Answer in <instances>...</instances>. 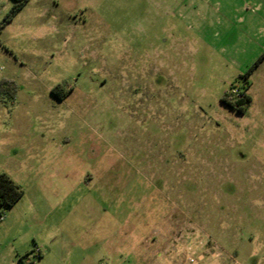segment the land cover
<instances>
[{
    "label": "rangeland",
    "instance_id": "1",
    "mask_svg": "<svg viewBox=\"0 0 264 264\" xmlns=\"http://www.w3.org/2000/svg\"><path fill=\"white\" fill-rule=\"evenodd\" d=\"M16 5L0 174L24 198L0 264H264V59L241 78L264 0H29L5 22Z\"/></svg>",
    "mask_w": 264,
    "mask_h": 264
},
{
    "label": "trees",
    "instance_id": "2",
    "mask_svg": "<svg viewBox=\"0 0 264 264\" xmlns=\"http://www.w3.org/2000/svg\"><path fill=\"white\" fill-rule=\"evenodd\" d=\"M18 5H16L12 12L7 16L5 22L11 21L16 14L24 7V5L29 0H15ZM264 59L263 56L258 60V62L250 68L247 73L241 78L245 80L251 75L255 67ZM223 102L229 106L232 110L239 114H244L252 103V98L247 93L242 92L239 98H233L232 100H227L225 97ZM24 196V191L22 188L16 184V182L6 173L0 174V222L4 219L6 212L14 207Z\"/></svg>",
    "mask_w": 264,
    "mask_h": 264
},
{
    "label": "crops",
    "instance_id": "3",
    "mask_svg": "<svg viewBox=\"0 0 264 264\" xmlns=\"http://www.w3.org/2000/svg\"><path fill=\"white\" fill-rule=\"evenodd\" d=\"M23 198H24V196H23ZM23 198H22V199H23ZM22 199H21L18 203H20V202L22 201ZM18 203H17V204H18ZM17 204H16V205H17ZM16 205H15V206H16ZM15 206H14V207H15ZM14 207H12L11 209H9L8 211L12 210ZM8 211H7V212H8ZM5 216H6V215H5ZM78 221H79V222H77V224H80V225H81L82 223H84V222H82V221H80V220H78ZM93 224H94V223H91V226H92ZM96 226H97V225H96ZM96 226H95L94 231H95L96 234H97V227H96ZM91 229H92V228H91ZM84 235H87V233H84ZM49 254H50V252L48 253V255H49Z\"/></svg>",
    "mask_w": 264,
    "mask_h": 264
},
{
    "label": "built area",
    "instance_id": "4",
    "mask_svg": "<svg viewBox=\"0 0 264 264\" xmlns=\"http://www.w3.org/2000/svg\"><path fill=\"white\" fill-rule=\"evenodd\" d=\"M239 96H240V93H239V94H237V96H236L235 98H239Z\"/></svg>",
    "mask_w": 264,
    "mask_h": 264
},
{
    "label": "flooded vegetation",
    "instance_id": "5",
    "mask_svg": "<svg viewBox=\"0 0 264 264\" xmlns=\"http://www.w3.org/2000/svg\"><path fill=\"white\" fill-rule=\"evenodd\" d=\"M241 94V93H240ZM240 97V96H239Z\"/></svg>",
    "mask_w": 264,
    "mask_h": 264
}]
</instances>
